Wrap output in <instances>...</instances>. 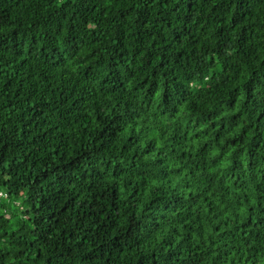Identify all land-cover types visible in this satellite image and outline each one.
<instances>
[{"label":"trees","instance_id":"obj_1","mask_svg":"<svg viewBox=\"0 0 264 264\" xmlns=\"http://www.w3.org/2000/svg\"><path fill=\"white\" fill-rule=\"evenodd\" d=\"M0 264H264V0H0Z\"/></svg>","mask_w":264,"mask_h":264}]
</instances>
